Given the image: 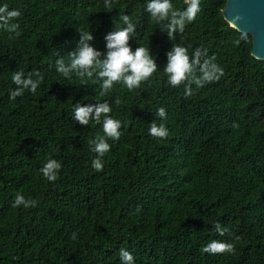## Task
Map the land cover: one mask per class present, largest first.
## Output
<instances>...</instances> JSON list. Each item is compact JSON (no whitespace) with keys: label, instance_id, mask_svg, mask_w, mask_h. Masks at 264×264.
<instances>
[{"label":"trees","instance_id":"obj_1","mask_svg":"<svg viewBox=\"0 0 264 264\" xmlns=\"http://www.w3.org/2000/svg\"><path fill=\"white\" fill-rule=\"evenodd\" d=\"M146 3L0 0L21 11L17 32L0 28V264H121L122 248L134 264H264V60L250 55L249 35L234 44L241 32L222 18L225 0H200L196 19L173 39ZM122 15L135 25L131 48H149L158 66L148 80L101 96L102 82L57 72L56 53L68 62L78 31H91L87 43L106 53L105 36L125 26ZM173 44L189 58L206 51L201 59L214 58L224 75L185 96L163 72ZM17 71L40 84L12 100ZM104 100L121 135L107 141L96 171L89 141L102 125L75 122L72 108ZM153 121L167 138L149 135ZM49 157L62 165L54 182L39 171ZM17 193L36 206L12 207ZM217 221L223 236L212 230ZM213 239L235 252L203 253Z\"/></svg>","mask_w":264,"mask_h":264},{"label":"clouds","instance_id":"obj_2","mask_svg":"<svg viewBox=\"0 0 264 264\" xmlns=\"http://www.w3.org/2000/svg\"><path fill=\"white\" fill-rule=\"evenodd\" d=\"M186 7L183 9L175 8L171 0H147L144 11L150 15V18L157 22L162 30L167 32L170 39L175 37L177 32H183L186 23H190L196 19L200 12V0H184ZM112 7V0H105V8ZM21 16L19 9H9L8 4L0 6V28L8 33H15L19 29V23H13ZM124 27H117L110 31L106 36V53H101L97 49L90 46L87 42L92 40V34L86 31H78L80 39L76 48L68 53L69 60L65 62L62 56L55 61L56 70L63 77L71 78L73 73L77 74L83 81L85 77L94 78L101 84V96L108 93L115 84L119 83L127 87L129 91L138 88L140 84L148 80L156 71L157 64L149 48L137 46L133 50L129 44L135 32V25L131 22L128 15L120 17ZM248 34L241 31L240 36L234 40V44L239 45L241 41H247ZM206 55V51L197 48L193 51L192 57L189 58L187 48L178 44H173L172 48L167 51V62L163 66V72L167 77L168 83L173 87L184 86V95L192 94V85L197 88L203 87L205 84L217 81L224 75L223 69L213 63L214 58L201 59ZM103 58L101 59V57ZM39 77V73L35 74ZM16 87L9 93V99L24 94L25 90L33 93L37 90L40 80L32 79V75L27 77L21 71L15 72L11 77ZM83 84V82L81 83ZM119 103V100H116ZM72 119L84 127L90 121H95L102 125L103 135L89 141L90 151L96 156L92 160V167L96 171L103 170L102 157L110 151L111 140H119L121 132V122L114 119L111 115V106L104 100L97 101L95 104L76 103L72 108ZM156 115L161 120L166 118V112L163 107L157 109ZM150 136L154 138H167L169 135L167 127L161 123L157 124L153 121L148 129ZM61 163L49 157L40 168V173L48 181L54 182L58 178V172L61 169ZM36 201L26 199L22 194L17 193L12 207L23 206L25 209L35 207ZM212 230L214 233L223 236L228 229L222 227L217 221L213 222ZM201 251L212 255L223 253H234L235 247L232 243L225 241L211 240L205 244ZM119 258L121 264H134L133 255L125 250L120 249Z\"/></svg>","mask_w":264,"mask_h":264},{"label":"water","instance_id":"obj_3","mask_svg":"<svg viewBox=\"0 0 264 264\" xmlns=\"http://www.w3.org/2000/svg\"><path fill=\"white\" fill-rule=\"evenodd\" d=\"M221 15L229 26L250 36V55L264 60V0H225Z\"/></svg>","mask_w":264,"mask_h":264}]
</instances>
